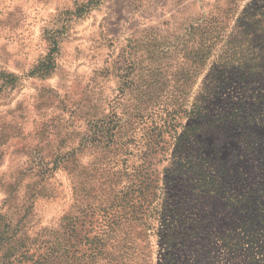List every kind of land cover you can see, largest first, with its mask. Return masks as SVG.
Instances as JSON below:
<instances>
[{
  "label": "rangeland",
  "instance_id": "obj_1",
  "mask_svg": "<svg viewBox=\"0 0 264 264\" xmlns=\"http://www.w3.org/2000/svg\"><path fill=\"white\" fill-rule=\"evenodd\" d=\"M92 202L80 264H264V0H0V227Z\"/></svg>",
  "mask_w": 264,
  "mask_h": 264
},
{
  "label": "trees",
  "instance_id": "obj_2",
  "mask_svg": "<svg viewBox=\"0 0 264 264\" xmlns=\"http://www.w3.org/2000/svg\"><path fill=\"white\" fill-rule=\"evenodd\" d=\"M100 122L102 130L98 134L94 133L96 139L93 138L91 142L99 141V143H103L101 146L105 147V122L103 123V120ZM95 152L97 151H93L91 154L96 155ZM74 157H77L76 150L57 156L58 159L52 162V167L49 166V163L29 167L27 168L28 176L35 177V186L41 185L40 188H42L45 183L44 178L49 177L57 169L58 163L70 161L75 163L77 160ZM97 202L102 204L99 200ZM101 204H99V210L95 206L96 202H92L87 203L86 207L80 209L76 215L69 213L64 217L65 227H60V231L57 230V234L52 237V240L42 239L44 241L40 242V246L33 248L34 251L30 256H28L30 251L25 246V242L28 240L25 231L19 227H0V264H80L86 259L92 260L102 256L105 252V243L101 237L105 235V228L91 239L84 229V222L91 221L87 218H91L95 210L101 212L105 219V205L101 207ZM98 214L100 215V213Z\"/></svg>",
  "mask_w": 264,
  "mask_h": 264
}]
</instances>
